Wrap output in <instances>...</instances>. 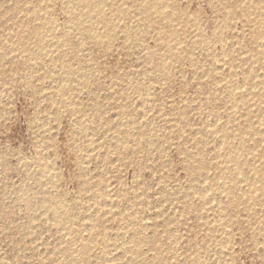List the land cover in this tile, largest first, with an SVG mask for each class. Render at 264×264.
Masks as SVG:
<instances>
[{
    "label": "rangeland",
    "instance_id": "374dc122",
    "mask_svg": "<svg viewBox=\"0 0 264 264\" xmlns=\"http://www.w3.org/2000/svg\"><path fill=\"white\" fill-rule=\"evenodd\" d=\"M0 264H264V0H0Z\"/></svg>",
    "mask_w": 264,
    "mask_h": 264
},
{
    "label": "bare ground",
    "instance_id": "6f19581e",
    "mask_svg": "<svg viewBox=\"0 0 264 264\" xmlns=\"http://www.w3.org/2000/svg\"><path fill=\"white\" fill-rule=\"evenodd\" d=\"M161 3V2H160ZM162 7V6H161ZM158 8V7H157ZM156 11H158V10H156ZM70 20V19H69ZM163 61V60H162ZM238 161V160H237ZM188 166V165H187ZM232 166V165H231ZM231 168V167H230ZM236 168V167H235ZM227 169V168H226Z\"/></svg>",
    "mask_w": 264,
    "mask_h": 264
}]
</instances>
